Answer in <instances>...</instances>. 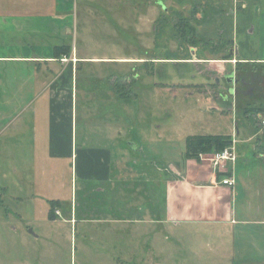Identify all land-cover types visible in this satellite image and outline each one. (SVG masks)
I'll use <instances>...</instances> for the list:
<instances>
[{
    "label": "crops",
    "instance_id": "obj_1",
    "mask_svg": "<svg viewBox=\"0 0 264 264\" xmlns=\"http://www.w3.org/2000/svg\"><path fill=\"white\" fill-rule=\"evenodd\" d=\"M28 1L0 0V198L8 195L16 202L27 200L25 218L30 222L55 223L56 217L65 210L64 196L58 190L45 194L41 190L46 185L53 189V184L57 189L58 182L62 181L63 161L70 160V219L62 216L64 221L78 223V194L86 197L84 193H90L92 187L93 193L104 192V188L95 187L97 184H134L130 197L139 202V196L150 199L151 191L148 194L138 190L142 183H149V188L155 187L161 192L159 199L156 193L155 204L139 202L130 209L112 204L105 210L108 217L105 222L123 226L121 232L134 240L155 238L156 244L161 242L157 236L165 232L168 247L175 249L180 246L184 249L188 241L189 246L193 245L191 241H197L196 258L209 264H264V201L260 199L264 195V130L260 127L264 116V0H174L170 10L178 18L171 26L175 33H167L173 39L165 41L164 46L178 56L150 60L83 58L91 62L130 59V63L153 66L160 60L187 61L186 64L194 65L198 73L208 78L207 82L197 85L205 86L204 100H211L214 111H222L219 102L233 97L229 112H234L239 110L237 101L243 100V117H236L231 132L207 134L229 135L234 140L237 161L231 166L233 186L222 185L224 175L208 170L195 159L165 162L159 168L157 164L153 167L146 158L132 163L128 157L137 149L134 143H130L131 147L125 146L129 150L122 147L119 152L110 144H89L90 136L86 132L78 142L75 130L78 49L66 43L56 45L55 39H48V35L68 30V8L58 0L55 10L52 0H33L35 6L24 8L30 4ZM150 1L148 21L154 22L160 19L156 4L160 0ZM138 20H145L142 13ZM138 27L141 33L143 29ZM203 38L211 41L213 50H207ZM63 46H69V55L62 53ZM157 46L156 42L150 47ZM212 85L217 86L218 97H212ZM108 88L116 96L123 95L120 93L124 88ZM247 108L258 110L247 111ZM90 110L87 107V127L92 125ZM252 124L257 128L255 133L247 140L240 139L241 129H248ZM97 134L102 137L101 133ZM244 141L253 143L252 147L240 149ZM248 148L254 149L255 160L247 157V151L243 152ZM240 158L242 163L238 166ZM86 214L82 211V219L88 222L90 217ZM31 237L38 241L41 236ZM204 246L209 248V254L198 253V248ZM145 249L152 251L153 246L146 244ZM136 257L137 264L161 263L157 255L152 258V254L146 253ZM169 259L175 260L171 253ZM114 261L124 264L120 259Z\"/></svg>",
    "mask_w": 264,
    "mask_h": 264
},
{
    "label": "rangeland",
    "instance_id": "obj_2",
    "mask_svg": "<svg viewBox=\"0 0 264 264\" xmlns=\"http://www.w3.org/2000/svg\"><path fill=\"white\" fill-rule=\"evenodd\" d=\"M173 1L160 0L156 3L160 19L151 22L148 21L150 15L147 9L151 4L150 0H58L68 8L66 10L68 30L65 28L55 36L48 35V39H55L53 43L56 45L66 43L78 49V93L75 102V111L77 109L75 130L78 142H81V137L83 138L86 132L90 136L89 144L96 146L110 144L119 152L120 148L123 147L125 150V146L131 147L130 143H134L137 149L133 150L132 147L133 152H130L131 156L128 157L131 158L132 163L137 159L146 158L153 167L157 164L162 168L165 162L175 163L184 160L187 137L231 132L236 117H243L244 113L241 109L244 103L241 99L237 101L239 110L229 112L230 104L234 103L233 97L225 101L227 104L219 102L224 112L214 111L211 100H204L202 92L205 86L197 85L200 82H207L208 78L198 73L194 65L186 64L187 61L160 60L155 66L130 63L132 62L130 59L121 62L84 61L83 58L88 57L113 59L143 57V60H150L152 57L165 59V57L178 56V53H173L164 46L165 41L173 39L167 37V33L169 31L175 33L174 28L171 27L177 18L170 10ZM28 2L30 4L25 5L24 8L35 6L33 0ZM53 2L52 7L55 10L58 5L55 6L56 0H52ZM40 12L45 13L41 9ZM141 13L145 17L142 22L138 20ZM138 25L143 29L141 33L138 32ZM66 32L68 34H65ZM183 34L184 32L181 33L182 37ZM156 42L157 48L152 49L150 46ZM203 42L206 43L207 50L214 49L208 38H203ZM229 65L231 68V64ZM108 82H111L110 85ZM179 83L184 85L181 84L179 87L174 85ZM108 86L112 89L124 88L120 93L123 95L117 94L119 96L117 97L114 93H110ZM210 87L214 89L212 97H218V93L215 92L217 86ZM239 87L241 88V85ZM87 107H90L92 112L89 119L92 125L88 127ZM255 128L252 124L248 129H241L239 138L247 140L255 133L257 129ZM115 130L121 134L118 132V135ZM245 130L248 132L244 133ZM97 132L101 133L102 137ZM252 144L249 141L241 142L240 149L248 145L251 148ZM253 151L254 149L250 151L248 148L243 152L249 159L255 160ZM213 152L201 153L195 160L201 162L198 164L206 165L208 170L217 172L214 161L210 160ZM240 159L237 162L238 166L242 163V158ZM45 161L48 166L49 159L46 158ZM236 161L237 157L233 163L229 162V167ZM252 172L255 173L253 169ZM60 173L62 181L58 182L57 189L56 184H53V189L46 185L41 190L42 194L58 190L64 196L65 210L60 217H56L55 223L39 225L30 222L25 218L28 211L27 200L23 203L16 202L8 195L0 198V264H118L114 261L117 259L124 264H137L136 256H144L146 253L152 254V258L153 255L159 256L160 264L208 263L196 258L197 241H191L193 245L189 246V239L186 238L188 243L184 249L182 246L175 249L168 247L165 232L157 236L161 242L156 244L155 238L134 240L131 236L125 235V232H121L123 226H113L105 222V219H108L105 210L112 204L126 209L134 207L139 202L155 204L156 193L159 199L161 192L155 187L149 188V183H142L138 190H145L148 194L151 191L150 199L139 196L137 197L139 202H134V200L138 201L135 198L132 201L130 197L135 188L134 184L119 182L97 184L95 187L104 188L105 191L98 190L93 193L94 187H92L90 193H84L86 197L78 194V223L64 221L63 217L70 219L72 185L70 160L63 161ZM218 173L224 175L223 178L229 174ZM260 199L264 201V195ZM260 199L256 201L261 205ZM87 209H89L88 215ZM82 211L90 217L88 222L83 221ZM30 230H32L31 234ZM34 234L41 236L38 241L32 239L31 236ZM146 244L153 246L152 251L144 250ZM169 253L175 260H168ZM198 253L209 254L210 251L204 246L202 249L198 248Z\"/></svg>",
    "mask_w": 264,
    "mask_h": 264
},
{
    "label": "trees",
    "instance_id": "obj_3",
    "mask_svg": "<svg viewBox=\"0 0 264 264\" xmlns=\"http://www.w3.org/2000/svg\"><path fill=\"white\" fill-rule=\"evenodd\" d=\"M188 37L186 34L184 35ZM69 46H63L61 51L63 54L69 55ZM258 110L256 108L247 111ZM231 136L229 135H193L186 139V147L184 152V159H198L201 153L222 151L231 143Z\"/></svg>",
    "mask_w": 264,
    "mask_h": 264
},
{
    "label": "built area",
    "instance_id": "obj_4",
    "mask_svg": "<svg viewBox=\"0 0 264 264\" xmlns=\"http://www.w3.org/2000/svg\"><path fill=\"white\" fill-rule=\"evenodd\" d=\"M260 124L262 129L264 130V116H262L260 120ZM232 142L234 143V140ZM233 143L232 145L225 147L222 151L213 152L210 158V160L214 161L215 163L214 167L217 172H222L223 174L229 173L228 175L225 176V178L221 180V183L223 185H229V186H233L235 183V180L233 179L232 175H230L232 174L233 171L231 169L232 164H230L229 167V162L233 163L236 160V153ZM56 213L58 215L60 214L58 210H56Z\"/></svg>",
    "mask_w": 264,
    "mask_h": 264
},
{
    "label": "water",
    "instance_id": "obj_5",
    "mask_svg": "<svg viewBox=\"0 0 264 264\" xmlns=\"http://www.w3.org/2000/svg\"><path fill=\"white\" fill-rule=\"evenodd\" d=\"M229 77H230V78L233 77V74L231 73V74L229 75Z\"/></svg>",
    "mask_w": 264,
    "mask_h": 264
}]
</instances>
